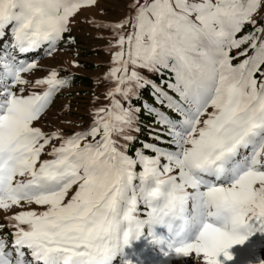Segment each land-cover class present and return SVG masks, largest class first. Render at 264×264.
I'll return each mask as SVG.
<instances>
[{"label":"snow or ice","instance_id":"snow-or-ice-1","mask_svg":"<svg viewBox=\"0 0 264 264\" xmlns=\"http://www.w3.org/2000/svg\"><path fill=\"white\" fill-rule=\"evenodd\" d=\"M96 4L0 0V36L13 38L0 50V210L21 209L0 224L12 236L0 234V264H143L125 251L141 238L159 264H264V25L254 18L264 0H133L129 16L96 25L117 37L110 105L86 130L45 133L34 122L68 81L52 69L30 82L22 74L37 62L16 53L47 45L51 55ZM246 24L253 31L237 37ZM136 67L174 73L179 100L167 106L181 119L160 115L171 147L145 143L154 155L133 158L117 138L134 140L139 109L116 97L150 83Z\"/></svg>","mask_w":264,"mask_h":264},{"label":"rangeland","instance_id":"rangeland-1","mask_svg":"<svg viewBox=\"0 0 264 264\" xmlns=\"http://www.w3.org/2000/svg\"><path fill=\"white\" fill-rule=\"evenodd\" d=\"M132 2L133 0H97L96 6L82 8L72 17L69 31L66 32V36L69 38L66 43L72 42V46L67 47L66 43L58 44L57 42L56 50L51 55L48 54L49 49L43 50L41 47L27 53L17 54L19 59L23 57L26 62H37L36 69L30 73L22 74L30 82L46 77L52 69L58 72V77H63V75L66 77L65 75L71 74L76 76L68 87L61 88L56 93L53 102L41 118L34 122V126L40 127L45 133L59 131L65 137L71 136L81 126H88L94 121L96 109L110 105L107 91L114 86V82L106 77L113 67L112 56L117 49L112 47V45L115 44L117 37L111 28L97 27L96 25H108L123 20L133 12V9L129 7ZM263 17L264 8L254 18L258 21V19ZM124 31L127 33L131 31V28L126 26ZM11 36L10 29L9 32L5 29L4 35L0 36V50L9 49V46L5 47V44L9 43ZM135 70L145 80L155 76L157 73V71H149L146 68L139 67H136ZM82 76L89 77L90 82L79 84L78 81L81 80ZM24 87L26 89L25 95H28L33 90L31 83ZM138 89H135V93ZM35 91L39 92L42 89H35ZM132 96L124 99L118 95L116 98L121 101L124 107L128 108ZM117 139L121 145H126L128 142L120 137ZM84 142L87 141L82 143ZM59 143L60 141H53V144L57 146ZM50 147L45 149V155L41 159L49 158L46 153L50 150ZM76 187L74 185L69 191L68 198L74 194ZM31 207L38 211L43 210L37 205H32ZM20 210L16 207L7 212L0 210V224L6 225L5 217ZM10 233L11 229L4 227L3 233L0 234H8L7 238L11 242L12 236ZM146 244H148V247L152 246L148 240L141 238L138 241H133L131 246L126 248L125 251L134 262L139 257L143 264H159L161 257L158 250H154V253H147L145 250ZM259 251L264 254V248L259 249Z\"/></svg>","mask_w":264,"mask_h":264},{"label":"trees","instance_id":"trees-1","mask_svg":"<svg viewBox=\"0 0 264 264\" xmlns=\"http://www.w3.org/2000/svg\"><path fill=\"white\" fill-rule=\"evenodd\" d=\"M260 25H264V17L258 19L257 26ZM252 31L253 26L246 24L242 31L237 34V37L243 36L244 34ZM12 39L13 38L11 36L9 43L5 44V47L10 46ZM68 40L69 38H67L66 33H64L63 38L58 42V44L66 43ZM72 44V42L66 43V46L70 47ZM247 47L248 45L245 44L242 46V49ZM42 49L48 50L47 45L42 46ZM242 49H234L231 55L235 57L237 52L241 51ZM248 54L251 55V51H249ZM20 59L24 60L23 57ZM242 59H244L243 56L239 57L238 59H234L233 64L239 63ZM65 76L66 77L63 75V77L61 76L59 78L66 79L68 81L66 87H68L70 83L74 81L76 76L74 74ZM147 81H150V83L144 84L143 87H140L135 95L130 99L129 107L133 109H139V111L136 113V128H138L139 131L132 130L131 135L134 137V140L128 141L126 143V152L133 158H135V153L138 149L144 151L148 155H154V153H152L150 150L143 149V145L145 143L155 144L165 149L171 147V145L167 143V141L170 139V137L167 135V126L158 122L160 115H164L174 120L181 119L179 113L167 106L169 102L167 97H171L173 100H179V96L168 87L169 83H174L175 81L174 73L168 69H161L160 71H157L155 76L149 78ZM78 82L79 84H87L90 82V79L87 76H82L81 80ZM92 123H90L88 126H81L79 129L75 130V133L88 129ZM98 138L99 137H97V139ZM89 141H91V137L88 138L87 142ZM136 170H141L139 165H137ZM142 208L143 206L141 205V209Z\"/></svg>","mask_w":264,"mask_h":264}]
</instances>
